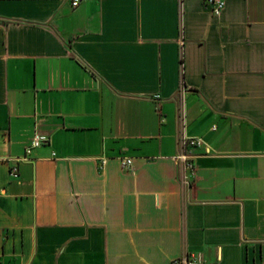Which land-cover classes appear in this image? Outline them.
<instances>
[{"label": "crops", "instance_id": "obj_1", "mask_svg": "<svg viewBox=\"0 0 264 264\" xmlns=\"http://www.w3.org/2000/svg\"><path fill=\"white\" fill-rule=\"evenodd\" d=\"M188 253L264 264V0H0V264Z\"/></svg>", "mask_w": 264, "mask_h": 264}, {"label": "built area", "instance_id": "obj_2", "mask_svg": "<svg viewBox=\"0 0 264 264\" xmlns=\"http://www.w3.org/2000/svg\"><path fill=\"white\" fill-rule=\"evenodd\" d=\"M78 0H71V4H75ZM207 3L213 13H218L222 6V0H204ZM48 139L47 135L44 133L34 132L29 142L24 147V154L21 155L18 159L26 158V154L30 151V149L34 146H37L41 143L46 142ZM203 142L200 136L196 135H182L179 139L180 144V152L174 155L176 160H179L183 163V168L186 171L191 172L192 170V162L190 160L189 155L187 154V150L191 147L198 146ZM101 161H103L101 159ZM121 165L124 168L131 167V157L130 156H121L120 157ZM9 174L12 176L17 175V167L15 164L9 166ZM198 261L197 255L193 253L181 254L177 257H174L169 264H193Z\"/></svg>", "mask_w": 264, "mask_h": 264}]
</instances>
